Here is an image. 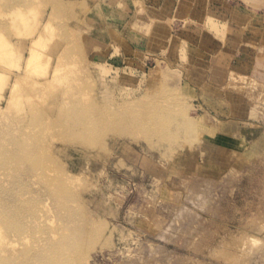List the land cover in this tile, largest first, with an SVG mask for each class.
<instances>
[{
  "label": "rangeland",
  "instance_id": "obj_1",
  "mask_svg": "<svg viewBox=\"0 0 264 264\" xmlns=\"http://www.w3.org/2000/svg\"><path fill=\"white\" fill-rule=\"evenodd\" d=\"M0 174L9 264H264V0H0Z\"/></svg>",
  "mask_w": 264,
  "mask_h": 264
},
{
  "label": "bare ground",
  "instance_id": "obj_2",
  "mask_svg": "<svg viewBox=\"0 0 264 264\" xmlns=\"http://www.w3.org/2000/svg\"><path fill=\"white\" fill-rule=\"evenodd\" d=\"M22 42V44H24V42L25 41H21ZM20 42V43H21ZM21 44V45H22ZM72 44H76V43H73L72 42ZM77 45V44H76ZM24 46H25V44H24ZM22 48H24V47H21L20 49H22ZM75 48V47H74ZM24 51V50H23ZM23 55V54H22ZM21 56V55H20ZM23 57V56H22ZM22 57H20L19 59H22ZM20 66V65H19ZM3 75H5L3 72H1ZM66 101V100H65ZM69 101V100H68ZM9 102V101H8ZM7 102V103H8ZM64 103V102H63ZM69 105H72V104H69ZM60 106H61V103H60ZM62 106H63V104H62ZM61 106V109H60V111H57V115H59L60 116V114H63L64 113V109H62L64 106H66L65 104H64V106L62 107ZM68 106V105H67ZM66 106V107H67ZM57 108V107H56ZM59 108V107H58ZM68 109V108H67ZM66 110V109H65ZM65 114V113H64ZM71 118H72V116L71 115H69ZM67 118H69V117H67ZM0 175H2V174H0ZM30 176H33V175H30ZM51 176V175H50ZM31 178V177H30ZM24 179V178H23ZM32 179V178H31ZM51 180V179H50ZM49 180V181H50ZM62 182V181H61ZM1 183V182H0ZM51 184V183H50ZM3 185V184H2ZM62 186V185H61ZM67 188V187H66ZM47 192V191H46ZM49 193V192H48ZM51 193V192H50ZM47 194V193H46ZM18 196V195H17ZM48 196H49V194H48ZM49 199V198H48ZM25 200V199H24ZM29 201V200H28ZM61 201V200H60ZM8 202H10V203H12V205H15V206H11L8 210L7 209H5L4 207H3V205H4V203H8ZM54 204V203H53ZM22 205V203H21V201L18 199V197H13L12 196V194H11V192L9 193L8 191H6V190H1V188H0V209H1V211H2V213H0V223H2L3 225H8V224H10L11 223V225L10 226H12L14 223H15V220H18L17 218V216H18V212H17V208H18V206H21ZM55 205V204H54ZM51 206H52V204H51ZM52 208H47V210H51ZM68 209V208H67ZM44 210V209H43ZM46 210V209H45ZM44 210V211H45ZM53 210V209H52ZM51 210V211H52ZM63 210V209H62ZM72 211V210H71ZM46 212H48V211H46ZM70 214H72V212H70ZM70 214H69V216H70ZM19 215H20V212H19ZM40 215V214H39ZM23 216V215H22ZM29 216V215H28ZM68 216V217H69ZM66 217V216H65ZM73 217V216H72ZM46 218H48V217H46ZM61 218H62V216H61ZM63 218H64V216H63ZM70 218V221L71 222H73L72 220H73V218H71V217H69ZM72 219V220H71ZM40 220H43V219H40ZM34 221V220H33ZM75 221V220H74ZM75 224V223H74ZM53 232V234L56 232H54V230L52 231ZM63 233V232H62ZM29 234V233H28ZM52 235V234H51ZM53 236V235H52ZM25 237V236H24ZM253 239V238H252ZM28 240V239H27ZM47 240V239H46ZM51 240V239H50ZM38 241V240H37ZM259 241V240H258ZM28 242V241H27ZM44 242H46L45 240H44ZM12 242L8 239V235L6 236V235H4V236H1L0 235V258H1V260H0V263L1 264H9V262L7 261L6 262V260H4L2 257H1V254L2 253H7V251H8V249H6V245H9V244H11ZM36 243V242H35ZM58 243V242H57ZM28 245V244H27ZM34 245V244H33ZM38 244H36V245H34V246H37ZM50 245H52V244H50ZM58 245H60V244H57V245H55V246H58ZM261 245V244H260ZM15 246H17L16 244H15ZM14 246V247H15ZM33 246V247H34ZM8 247V246H7ZM261 247V246H260ZM11 248V247H10ZM52 248H54V247H52ZM264 248V247H263ZM32 249V248H31ZM258 249V248H257ZM252 250V249H251ZM254 250V249H253ZM256 250V249H255ZM260 250V249H259ZM258 250V251H259ZM40 251H38L37 253H39ZM32 253V252H31ZM30 253V254H31ZM33 253H35V252H33ZM257 253V252H256ZM258 253H260V252H258ZM31 256V255H30ZM32 256H33V254H32ZM34 257V256H33ZM24 258L26 259V260H29L28 259V257L27 256H24ZM39 258V257H38ZM37 258V259H38ZM33 259V258H32ZM40 260V259H39ZM38 260V261H39ZM60 260V259H59ZM47 263V262H46ZM56 263H58V262H55V264ZM59 263H61V260H60V262Z\"/></svg>",
  "mask_w": 264,
  "mask_h": 264
},
{
  "label": "crops",
  "instance_id": "obj_3",
  "mask_svg": "<svg viewBox=\"0 0 264 264\" xmlns=\"http://www.w3.org/2000/svg\"><path fill=\"white\" fill-rule=\"evenodd\" d=\"M109 1V0H108Z\"/></svg>",
  "mask_w": 264,
  "mask_h": 264
}]
</instances>
